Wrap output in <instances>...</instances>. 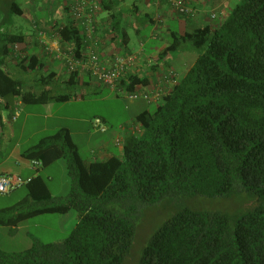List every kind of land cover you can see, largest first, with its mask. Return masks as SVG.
<instances>
[{
	"label": "trees",
	"instance_id": "1",
	"mask_svg": "<svg viewBox=\"0 0 264 264\" xmlns=\"http://www.w3.org/2000/svg\"><path fill=\"white\" fill-rule=\"evenodd\" d=\"M121 1L101 0V11L115 19L110 31L125 38ZM7 9L10 15L23 14L17 1ZM62 9L69 11L67 5ZM5 22L3 17L0 107L11 99L31 105L84 98L93 89L91 81L99 83L91 71L83 75L60 56L67 66L63 78L45 70L35 56L29 65L22 60L30 68L29 78L17 76L3 62L11 51L9 43L16 41H5L11 38ZM54 29L62 50L71 47L82 59L84 28L69 15ZM125 41H116L120 49ZM168 41L149 68L174 71L176 82L163 87L158 99L134 117V132L121 142V153L86 162L68 128L46 134L23 150L43 168L64 160L69 189L54 196L48 176L39 173L23 185L27 196L22 201L0 209V225L13 228L55 213L65 216L61 222L70 232L63 241H36L20 252L0 249V264H126L137 219L147 205L167 197L239 193L250 206L237 212L175 211L151 232L136 264H264V0H237L220 23L174 30ZM14 45V54L20 53ZM183 52L191 55L188 66L178 61ZM135 69L126 70L116 92L141 95L155 88L149 73Z\"/></svg>",
	"mask_w": 264,
	"mask_h": 264
},
{
	"label": "crops",
	"instance_id": "2",
	"mask_svg": "<svg viewBox=\"0 0 264 264\" xmlns=\"http://www.w3.org/2000/svg\"><path fill=\"white\" fill-rule=\"evenodd\" d=\"M58 2V5L50 9V12L48 11L45 17L38 16L34 9L26 12L22 7V18L27 14L30 19L24 18V20L22 19L21 21L17 20L14 21V24L17 28L23 27L26 22L27 25L24 27L25 30L16 32V30H13V26L12 28H4L11 32V38H9V40L5 38V41L10 42L11 39L16 41L14 43L12 41L9 43L11 51L4 57L3 62L8 69L17 76L29 78L30 74L27 72L30 68H28V66L26 67L27 64L25 63L30 61L33 56L37 57L41 64H45V70L53 69L58 72L62 78L66 75L67 66L65 62L62 61V58H59L60 51L64 50H62L58 34L54 31V26L58 27L68 21L69 11L64 12L62 9V6L67 5L66 0L62 3L59 0ZM236 2L233 3V0H187L188 5L195 10V16L193 18H187L176 14L166 1L122 0L120 3L121 13L119 16L122 18V28L124 29L125 38L121 36L122 34L117 36L114 31H110L112 20L115 19H112L107 11L103 10L95 15L93 25L96 26V31L92 34V37L89 36L90 33L82 21H74L79 28H84L81 52L83 64L78 67L83 75H85L87 71H90L87 64L92 52L100 55L103 62L108 66H111L117 57L136 54L134 55L136 57V63L129 69H142L141 73H149L152 82L156 84L155 88H163L164 83L161 82L162 76L160 75H163L165 70H161L160 68L150 69L149 67H152L151 65L154 63L152 59L168 45L169 37L172 35L173 31H182L181 23H185L186 28L184 31H193L205 24L213 26L216 21L210 17L217 19L216 23H220L229 14ZM36 6L35 8L41 11L40 6ZM119 16L117 15V17ZM151 19L156 21L153 28H149ZM122 38L126 41L123 44V48L120 49L116 41H120ZM104 42L110 47L106 48ZM14 44L18 46L20 53L14 54ZM101 44L104 45L102 46ZM2 45L0 41L1 48H3ZM68 49H71V47H68ZM190 58L191 55H189V53L183 52L179 54L178 61L182 66H188L191 62ZM24 59L26 60L25 63L23 62L25 61ZM147 61H149V63ZM21 62L24 67L21 65ZM160 67H163L162 64ZM145 70L148 72H145ZM32 78L33 76L30 79ZM29 84L31 85V83ZM96 85L99 84L95 81H91V88H94ZM77 99H82V97ZM73 100L63 103L52 101L44 104H31L32 106L23 104L17 99L2 102L0 107V175H19L27 179L44 172L46 176H48V181L51 182L54 177L52 174L48 173V167L43 168L42 166H34L33 160L23 155V150L37 143L44 135L60 128H68L75 142L74 135L89 136V138L94 141L90 147L86 162L121 153L122 144L119 145L118 140L120 139L122 142L128 134L134 132V117L149 106L148 101L142 97L131 98L134 103L131 102L126 108H128L127 111H133L134 114L130 116V119H127L125 124L120 125L118 129H113L105 116H94L101 117V119L109 125V130L105 132L100 131L101 136L95 138V134H99L100 132L96 133L94 131L95 127L93 128V126L95 125L92 126V119L94 117L87 121L85 118L76 116V112H74V114L65 112L64 106L72 105L71 102ZM56 164H58L62 170V186L55 196L65 195L69 189L66 163L64 160H58ZM20 188L21 187L7 194H0V196H2V198H0V209L15 206L27 196L26 193L23 198L10 205L1 204L7 199L14 197L15 194H18L17 191ZM24 221H21L18 226L10 228L9 235L11 237L15 238L16 234L21 230ZM59 225H63L61 221ZM0 226L5 227V225ZM29 233L30 232L26 230V241L23 239V246H21L24 250L32 247L30 246L31 239ZM36 241L42 242V240L36 238L33 244ZM15 249L17 248L3 251L18 252Z\"/></svg>",
	"mask_w": 264,
	"mask_h": 264
},
{
	"label": "rangeland",
	"instance_id": "3",
	"mask_svg": "<svg viewBox=\"0 0 264 264\" xmlns=\"http://www.w3.org/2000/svg\"><path fill=\"white\" fill-rule=\"evenodd\" d=\"M12 1H17L26 10V12L27 11L29 12L30 10L34 9L35 13L38 16H42V17H45L48 11L53 7H55L56 5H58L57 3H59L58 0H0V20L3 17L6 18V22H5L6 24L4 28L6 27L12 28L13 26V30H16V32L25 30L24 27L25 25H27V23L25 22L23 27L16 28L14 21L17 20L21 21L22 19L24 20V18H28V19L30 18L27 16V14H25L23 18L21 15H10L11 13L8 12L7 7L10 5ZM236 1L237 0L235 1L233 0V3ZM36 5L40 6L41 11L35 8L37 7ZM100 11L101 9L98 12L100 13ZM210 18H212L214 21L217 22V19H214L213 17ZM154 26H155L154 24H150L149 28H153ZM185 28H186L185 23H181V30L184 31ZM106 42H104L106 48L110 47L106 45ZM104 44L101 45L103 46ZM129 55L134 56L136 54H129ZM90 71L92 72L91 69ZM166 72L167 71H165L164 73ZM98 84L100 85H96L93 89H91L87 93V95H85L84 98L73 100L77 102L72 101L71 102L72 105L64 106L65 112L72 114L76 112L77 114L76 116L85 118L87 121H89L94 116H105L108 119L110 126H112L113 129H118L120 125L125 124V122H127V119H130V116H133L134 114L133 111L128 110L130 112L129 114V112L127 111L128 108H126V106L128 107V104H130L131 102L134 103L133 100H137V99L131 100L129 95L126 93L116 92L117 89L111 88L101 83ZM96 118H101V117H94L92 119L93 121L92 126L94 125V121ZM106 125H108V123ZM93 128L96 133L100 132V130L96 126H93ZM108 130H109V125H108ZM100 134L101 132L99 134H95V138L100 137L101 136ZM74 136L76 143L81 149L79 150L83 158L87 160L88 154L90 152V147L94 143V141L91 140L89 136H85V135H74ZM47 171L48 173L52 174L54 177L52 181L49 182V184H50L51 192L55 196L58 193V190L62 186V180H61L62 170L60 169L59 165L55 163L52 166H49ZM17 193L18 194H15L14 197L7 199L5 202L1 204L10 205L23 198L24 195L27 193L26 186L21 187L17 191ZM0 198H2V196H0ZM249 206H250L249 200H247L245 195L242 193L233 194L231 196H216V197L198 196L192 198L183 197L180 199L167 197L155 204L147 205V207H145V209L143 210V213L137 219V225H138L137 235L135 237L132 253L126 260V264L137 263L141 253V249L146 239L151 234V232H153L163 222L169 219L178 209H181L183 207H189L199 210H224L228 212H237ZM63 218H65V216L63 217L60 214H55V213H47L29 218L23 222L21 226V230L16 234L15 238L9 235V230H10L9 226H5V227L0 226V249L8 251L17 248L15 250L18 252L24 250V248L21 246H23V239H25L26 241V236H25L26 230L30 232L29 233V237L31 239L30 246H32L33 241L36 238L42 240V242L63 241L70 232V229L67 227L68 225L66 226L65 222L63 223L62 226L59 225V222Z\"/></svg>",
	"mask_w": 264,
	"mask_h": 264
},
{
	"label": "built area",
	"instance_id": "4",
	"mask_svg": "<svg viewBox=\"0 0 264 264\" xmlns=\"http://www.w3.org/2000/svg\"><path fill=\"white\" fill-rule=\"evenodd\" d=\"M156 1H166L169 3L173 11L187 18H193L195 16V10L190 7L187 3V0H156ZM66 4L69 7V15L71 21H82L84 25H86L90 37L96 30V26L93 25L95 21V15L102 7L101 0H66ZM16 49H19L17 45H15ZM59 56L62 57L68 64L69 68L73 69L74 67H78L83 64L82 59H78L75 57V52L71 50L60 51ZM136 63V57L133 55H128L126 57H117L113 61L111 66L106 65L101 56L97 53L92 52L90 58L88 60V69L92 70L93 75L99 81V83L109 86L111 88H116L120 83V80L127 69L134 66ZM177 74L174 71H167L161 77V82L164 83V87L171 88L173 84L176 82ZM160 86V84H159ZM163 92V88H151L147 92L130 94L131 98L142 97L148 102L151 100H157L158 96ZM94 125L102 132L108 130V126L101 118H96L94 121ZM118 144H121L120 139L118 140ZM33 165L41 167V162L37 160H33ZM32 177L23 178L19 175H11V174H1L0 175V194H7L25 184L30 182Z\"/></svg>",
	"mask_w": 264,
	"mask_h": 264
}]
</instances>
